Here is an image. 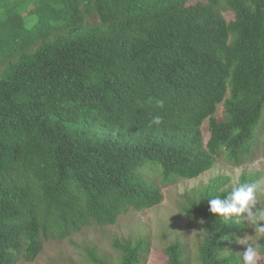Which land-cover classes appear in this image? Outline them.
<instances>
[{"label":"trees","instance_id":"obj_1","mask_svg":"<svg viewBox=\"0 0 264 264\" xmlns=\"http://www.w3.org/2000/svg\"><path fill=\"white\" fill-rule=\"evenodd\" d=\"M263 110L264 0H0V264L34 259L43 235L161 203L146 164L166 184L202 175L221 151L237 159ZM155 115L163 123L149 127ZM253 181L219 174L184 194L182 212L201 219V264L240 263L227 249L248 227L208 200ZM148 239L115 240L119 264H140ZM166 254L186 264L179 242Z\"/></svg>","mask_w":264,"mask_h":264},{"label":"rangeland","instance_id":"obj_2","mask_svg":"<svg viewBox=\"0 0 264 264\" xmlns=\"http://www.w3.org/2000/svg\"><path fill=\"white\" fill-rule=\"evenodd\" d=\"M222 13L228 17L225 11ZM36 20V15L25 18L27 25L34 24ZM96 20V16L89 15V21ZM216 116L225 117L222 103L217 107ZM201 129L206 141L209 135L208 120L203 122ZM249 143L237 159L227 151H221L210 170L196 178L177 179L173 183H163L159 164L144 165L139 172L164 191L165 197L161 203L142 210L129 208L118 216L114 224L85 226L65 238L53 237L50 233L43 235L42 249L34 259L21 257L13 264H95L91 251L111 264H119L121 254L113 242L146 237L149 238L148 248L140 264H166V250L176 242L185 248L186 264H201L198 254V243L202 238L201 219L182 212L180 206L185 202L184 194L193 195L219 174L229 175L236 181L243 172L258 173L260 181H264V110ZM260 200L264 203V193L260 195ZM254 234V228L248 227L238 237ZM245 247L236 241L227 251L234 252L240 259V252ZM259 264H262V259Z\"/></svg>","mask_w":264,"mask_h":264},{"label":"clouds","instance_id":"obj_3","mask_svg":"<svg viewBox=\"0 0 264 264\" xmlns=\"http://www.w3.org/2000/svg\"><path fill=\"white\" fill-rule=\"evenodd\" d=\"M156 104L162 107L163 101L157 100ZM162 123L163 117L155 115L149 127H159ZM262 193L264 181L243 182L234 185L226 196H215L208 200L209 211L217 214L220 219L236 224L242 220L247 227L254 228V235L237 237V241L246 246L240 252V264H259L262 259L259 248V241L264 240V203L260 200Z\"/></svg>","mask_w":264,"mask_h":264}]
</instances>
